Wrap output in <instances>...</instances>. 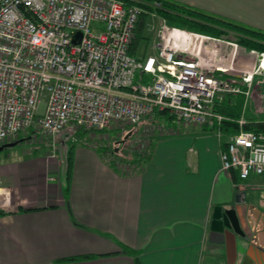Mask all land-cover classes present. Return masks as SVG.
<instances>
[{"label":"crops","instance_id":"1","mask_svg":"<svg viewBox=\"0 0 264 264\" xmlns=\"http://www.w3.org/2000/svg\"><path fill=\"white\" fill-rule=\"evenodd\" d=\"M173 1L264 33V0ZM223 38L237 44L233 33ZM261 58L239 45L235 67L252 72ZM227 77L251 96L263 94V103L245 97L244 109L245 119L263 123V77L249 88L240 75ZM166 121L181 132L157 139L133 174L90 145L73 147L67 167L57 157L1 158V185L12 198L0 211V264H227L225 247L209 242L214 211L245 202L240 212L264 229V176L243 181L222 170L218 123Z\"/></svg>","mask_w":264,"mask_h":264},{"label":"built area","instance_id":"2","mask_svg":"<svg viewBox=\"0 0 264 264\" xmlns=\"http://www.w3.org/2000/svg\"><path fill=\"white\" fill-rule=\"evenodd\" d=\"M142 12L124 0H0V147L31 130L54 137L69 126L93 132L149 123L155 132L152 123L160 117L179 125H220L228 119L213 110L216 100L251 96L255 76L264 75V57L252 72L241 73L244 90L226 79L236 71L239 49L226 40L160 18L154 54L138 56V48L132 55ZM77 33L82 37L74 46ZM216 134L223 139L220 130ZM225 143L223 171H236L243 181L264 176V132L241 131ZM150 145L137 149L138 160L150 155ZM115 156L108 151L103 159L127 174L140 168ZM11 198L12 189L0 181L1 212L10 210Z\"/></svg>","mask_w":264,"mask_h":264},{"label":"trees","instance_id":"3","mask_svg":"<svg viewBox=\"0 0 264 264\" xmlns=\"http://www.w3.org/2000/svg\"><path fill=\"white\" fill-rule=\"evenodd\" d=\"M127 6H138L143 12L139 19V24L136 33V40L131 48V54L136 55V52L144 39L145 24L148 22L150 16L155 14L157 17L164 19V21L171 27H177L188 31L209 35L217 39H225L227 35L233 33L236 35V43L249 52H257L260 56L264 57V33L245 28L241 25L223 21L214 16L204 15L199 10L179 4L173 0H124ZM156 5L157 7H154ZM228 79V77H226ZM246 96L239 95H226L222 100H216L213 110L215 113L228 120L220 123V131L223 135L222 141L225 143L226 138L231 135L239 134L241 131L264 132V122H252L246 118L244 126L239 125L238 120L242 117L245 118V104ZM161 118V117H160ZM168 121L172 118L166 117ZM87 132L83 130H78ZM223 131L226 133H223ZM35 131H29L27 136L20 137L17 142L21 140H32L35 136ZM226 146V143H225ZM103 156L108 149L97 147L95 148ZM139 153L133 157L129 162L120 159L124 163L140 164L145 159L138 160ZM234 178H238V173L232 171Z\"/></svg>","mask_w":264,"mask_h":264},{"label":"rangeland","instance_id":"4","mask_svg":"<svg viewBox=\"0 0 264 264\" xmlns=\"http://www.w3.org/2000/svg\"><path fill=\"white\" fill-rule=\"evenodd\" d=\"M199 11L202 12L204 15L212 16L207 12H203L201 10ZM162 20L157 16H150L148 22L145 24V29L143 30L144 31L143 37L145 40H142L139 46V49L141 50L143 49V50L140 53L138 52V56H143L142 55L143 52L148 55L154 54L155 51L153 49L154 47L153 41H154V37L156 36L155 30L158 24L160 22L161 23L163 22ZM147 26L153 30L150 31L147 28ZM244 61L245 60H242V62L245 64ZM235 70L236 71L232 73L234 75H241V73L243 75V72L247 71L244 69L239 70L237 69V67H235ZM259 77H263L262 78L263 82L261 83L262 86L260 85L263 88L264 75H260ZM261 96H263L262 93L261 94L256 93L254 96H251L252 102L254 104H256V102L263 103L260 102L262 101ZM47 101H48V96L45 95V97L42 99V103L46 104ZM259 105L262 108H264V104H259ZM261 112H264V110H261ZM155 123L158 127L155 130V132L151 131L152 126H150L149 123H144L143 125H141V127H138L137 129H133V130L131 129L119 130L117 129V126L114 125L110 129L105 131H93L86 133L82 131H77L73 126H69L66 129H64L62 133L54 137L42 136L41 134H36V136H34L32 140H28L25 142L23 141L22 143H19L17 146L13 148H9L4 152L0 153V159L3 158L4 156L6 157L16 156L23 158L28 156H35V158L43 157V156L55 157V158L57 157V159L60 162H64L65 167H67V159L69 156V152L70 150H72L73 147H78L80 145H90L95 148L100 147V148L108 149V151L111 152L113 151L114 157H116L115 155L117 154L118 159H123L124 161L129 162L133 159V157H135L137 153V149L139 147H142V145L147 144L149 142L151 144L150 146L152 147L157 139L161 137H168L170 135H175L179 131L181 132V130L179 129L176 130L175 128L170 127L169 124H167L166 119L157 118V121H154V123L152 124ZM164 126H168L170 131L164 132L165 131ZM261 192L262 191L260 190V192L257 191L255 193L260 194ZM242 251L244 250L242 248H239V254L242 253Z\"/></svg>","mask_w":264,"mask_h":264},{"label":"water","instance_id":"5","mask_svg":"<svg viewBox=\"0 0 264 264\" xmlns=\"http://www.w3.org/2000/svg\"><path fill=\"white\" fill-rule=\"evenodd\" d=\"M81 33H77L73 39V45L79 46ZM20 142L8 143L0 147V153L17 146ZM230 209L216 207L210 225L209 242L217 246H224L226 250L227 264H237L239 260V248L245 252L243 264H264V229L255 230L248 220L247 214L240 212L239 203Z\"/></svg>","mask_w":264,"mask_h":264}]
</instances>
